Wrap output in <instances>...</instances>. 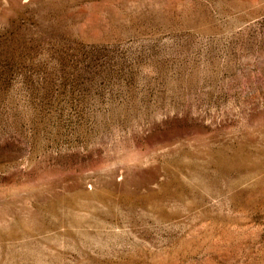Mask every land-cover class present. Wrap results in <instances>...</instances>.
<instances>
[{
    "label": "rangeland",
    "instance_id": "1",
    "mask_svg": "<svg viewBox=\"0 0 264 264\" xmlns=\"http://www.w3.org/2000/svg\"><path fill=\"white\" fill-rule=\"evenodd\" d=\"M0 264H264V0H0Z\"/></svg>",
    "mask_w": 264,
    "mask_h": 264
}]
</instances>
